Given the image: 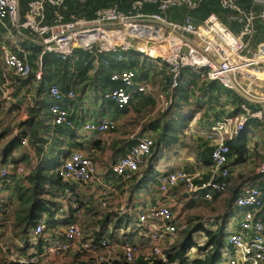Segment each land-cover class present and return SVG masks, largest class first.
Returning a JSON list of instances; mask_svg holds the SVG:
<instances>
[{
  "label": "built area",
  "instance_id": "built-area-1",
  "mask_svg": "<svg viewBox=\"0 0 264 264\" xmlns=\"http://www.w3.org/2000/svg\"><path fill=\"white\" fill-rule=\"evenodd\" d=\"M45 1L40 0L43 4ZM48 1L53 6L62 7L67 1L84 0ZM202 1H137L129 13H123L118 8H109L98 11L93 20L77 18L63 22L59 19L51 25H43L35 19L23 23L18 0H0V21L8 20L17 29H31L39 38L41 58L52 55L67 61L74 57L75 51L83 50L97 57L95 64L108 66L109 62H100L98 55L135 51L161 67L168 65L173 77L172 91L180 89L185 72L192 71L207 82H217L223 88L234 91L248 103L262 106L253 110L243 105L238 115H226L215 122L208 134V140L215 144L211 154V176L208 181L183 170L163 174L158 178V190L162 195L181 188L190 196L201 194L209 201L215 194H225L229 187L228 143L238 139L247 130L251 120L260 121L264 138V40L254 45L260 34L259 27L264 28V0H218L226 22L216 14H211L201 24H195L190 15H185L181 23L168 18L171 9L184 7L192 11L197 9ZM147 5L156 6L157 11L145 12ZM234 24L239 28L238 33L230 27ZM27 58L28 54L23 50L15 53L6 46L0 47L2 107H11L13 103V83L20 86L30 79L33 69ZM10 75L14 77V82L11 81ZM42 80L43 67L40 66L34 81L40 83ZM110 81L119 86L103 91L102 98L114 103L121 110L129 108L134 97L131 90L137 82V75L133 71H124L113 74ZM147 89V83L143 82L138 85L137 94H145ZM251 91H255V94ZM48 95L52 99L49 112L53 117V124L66 128L74 127L70 112L64 107V101H75L77 94L74 91L64 94L59 86L51 84ZM174 105L175 101L171 98L163 111ZM117 126L116 121L102 118L96 122L85 123L80 133L107 134L114 132ZM22 145H27V141L22 140ZM154 145L155 141L151 138L138 140L131 146L128 154L113 165V174L124 181L130 180L139 172L145 159L152 155ZM13 169L10 163L1 167L0 179L8 176ZM56 172L69 185L63 191V194L67 195L71 194L73 186L88 185L98 179L96 163L80 151L61 155ZM16 173L21 177L27 176L29 167L19 166ZM259 173L264 177V161L259 166ZM73 207L80 215L82 209L79 205ZM235 208L241 213L237 222L225 231L228 249L224 250L222 259L227 258V264H264V222L259 217V213L264 209L263 191L258 186L243 187L235 201ZM100 209L108 212L109 201L103 199ZM5 211L4 200L0 197V235ZM135 217L136 223L132 228L140 231L148 241L149 253L144 258L155 257L166 263V251L175 242L180 229L179 220L175 218L172 209L159 205ZM231 227L232 230L229 231ZM44 228L43 224L38 225L35 236L41 235ZM109 229L111 230V227ZM63 237L61 243L45 252V257H55L56 261L52 262L54 264L68 261L76 252L87 254L98 263L123 260L133 264L143 256V245L130 240H104L101 243L103 251L99 252L94 248L93 236L86 234L76 221L66 224ZM0 251H5L1 242Z\"/></svg>",
  "mask_w": 264,
  "mask_h": 264
},
{
  "label": "crops",
  "instance_id": "crops-1",
  "mask_svg": "<svg viewBox=\"0 0 264 264\" xmlns=\"http://www.w3.org/2000/svg\"><path fill=\"white\" fill-rule=\"evenodd\" d=\"M18 1L20 18L23 23L32 19L41 22L43 25H51L59 19L67 22V15L60 11V9H66L64 6H53L48 0L44 4L40 0ZM145 12L150 11L145 10ZM77 18L80 17L72 15L70 21ZM169 19L178 22L172 18ZM4 46L15 53L20 50L26 52L30 57L34 73L39 70L40 66L43 67L44 80L40 83H36L34 79L28 80L20 86L13 83L11 89L13 103L11 107L1 106L3 96L0 94V133L9 129L7 137L0 142V169L3 166V149L12 139L23 135V133H25L23 140L27 141V145H21L18 150L13 152L11 157L14 161H20L19 166H32L35 168L40 165L44 169L47 168V165L52 164V159L56 157V159L59 158L57 166L54 167V170H56L60 165L61 155L74 151H80L89 156L97 165L98 179L95 182L88 185L73 186L70 195L63 194L62 191L58 192L59 199L57 198L56 201L62 203L63 208L57 212L55 220L64 222L62 226H59L61 229L58 234H63L66 226L65 220L78 222L88 235L95 234L98 227L95 221H98L100 214L104 213L100 209V202L105 199L110 204L108 212L118 216L125 215L130 219L123 238L121 237V231H114L115 240L119 242L130 240L141 243L144 247L142 250L143 256L141 257H144L149 253L148 241L138 230L132 228L136 223L135 215L156 208L159 205H165L172 209L179 220L180 229L200 223L207 229L216 230L218 218L220 217L227 219V227L230 228L231 224L237 222L238 215L241 213L240 210L235 208V201L240 196L242 188L245 186L262 188L264 186V177L259 173V166L264 161V138L261 132V123L251 120L247 130L242 134L246 135L245 154L240 159L237 155L229 159V187L225 194H215L212 200L207 201L201 194L190 196L181 188L173 189L166 195L159 192L158 178L163 174L183 170L199 175L204 181H208L211 176V152L214 144L208 140V134L215 124V121L213 122L214 117L211 115V112L214 111L210 112L208 110L204 114V119L206 117L211 118L210 126L207 128L205 121L201 122L203 116L198 113L196 107L187 106L181 109V106L191 100L190 97L188 99L187 92L183 87L186 73L181 88L172 95L169 94V98L161 92L160 84L151 86L148 81L140 78L141 80L137 81L131 90L134 97L130 107L121 110L114 103L102 98L101 93L104 90L101 91L100 84L94 81L95 70L103 67V65L95 64L93 70L88 73L89 78L92 80L88 86H78L73 79L62 76L63 73L59 66L56 67L51 64L52 57H48V59L41 58L39 38L31 29H17L8 20L0 21V47ZM34 55H37L36 59H32ZM144 65L145 67L151 65L153 68L158 69L153 73L162 70L161 66L159 68L156 62L150 60H147V65L144 62ZM150 74L152 75V73ZM11 77L12 75H10ZM11 81H15L14 77ZM143 82L148 85L147 92L137 94V87ZM51 84H59L64 94L69 91H74L77 94L75 101L69 99L64 101V107L69 110L74 121L75 126L71 129L65 128L60 132L55 131V126L49 114L52 99L48 95V89ZM215 92L217 93V91L213 93ZM209 93L212 95L211 92ZM226 96L228 95H220L219 99H225L224 102H227ZM171 98L175 101V105L163 111L165 104ZM252 104L256 106L253 110L262 107L259 104ZM29 106L39 107L42 112L40 117L35 118L30 126L24 127L22 122L29 119L27 110ZM215 108L218 110H226L227 108L224 116L230 115L228 113L229 106ZM238 114L232 113L233 116ZM102 118L116 121L118 124L116 131L107 134L80 133L81 127L85 123L96 122ZM185 120L188 123L184 134H176L175 132L173 139L159 142L152 156L141 165V172L144 174L138 176L135 182L126 184L122 178L113 174V165L127 155L131 146L138 140L151 138L155 141L164 125H173L171 126L172 130L173 128L175 130L178 128L179 123ZM202 143L209 145L211 149L204 150L203 147L200 149ZM39 147L42 149L41 155L37 152ZM16 179L17 182L9 181L6 183V188L0 190V197L14 209L19 207L15 199L16 186L29 187L24 178L18 176ZM46 188L49 191L48 187ZM79 199L86 204V207L81 210L80 215H72L70 207L75 206V201H79ZM94 214H97V216H93ZM11 217L10 213L5 217V224L11 223ZM259 217L264 222V209L259 213ZM108 227L113 229L112 225ZM231 230L232 227L229 231ZM60 239L58 240L57 237L55 241L58 242ZM193 239L198 246H203L207 242V237L202 232H197ZM226 249L228 248L226 247ZM191 255L193 258H201L196 249L191 252Z\"/></svg>",
  "mask_w": 264,
  "mask_h": 264
},
{
  "label": "trees",
  "instance_id": "trees-1",
  "mask_svg": "<svg viewBox=\"0 0 264 264\" xmlns=\"http://www.w3.org/2000/svg\"><path fill=\"white\" fill-rule=\"evenodd\" d=\"M137 1H144V0H84L83 2L79 1H67L64 7L65 10L60 9L61 12L67 15L66 21L71 20V16L74 15L76 17L85 18L88 20H93L96 17V13L100 10L109 9V8H118L123 13H129ZM145 10L150 12H156L157 7L153 5H147ZM211 14H216L219 16L223 21L226 22L225 14L219 8L218 0H203L199 3L198 8L195 10H189L187 8H176L171 9L169 11L168 17L174 20H177L179 23L182 22V19L185 15H190L195 24H201L206 18H208ZM235 26L230 25L233 29ZM260 34L257 37V40H264V28L259 27ZM41 54V53H40ZM140 53L135 51L124 52V53H116V54H103L98 55V60L101 62L102 60H106L109 62L108 66H103L96 69L94 81L100 84L102 90L101 91H108L114 89L119 86L117 83H113L110 81V78L113 74H120L124 71H133L137 75V81L143 78L144 80L148 81L151 86H158L160 84L161 92L169 97V94H173L175 91H172V75L169 72L168 65L162 67V70L156 73L150 74V71H144V62L150 60L147 57H143ZM48 57H52L53 60L51 64L54 66H59V69L63 73V77H69L77 83L79 80H87L86 77L90 71L93 70L95 66L96 58L93 54L83 50L75 51V55L73 58L62 61L57 59L52 55L44 56L42 59H48ZM123 58L119 60V58ZM37 55H34L32 59H36ZM28 62L32 66L30 61V57L27 58ZM152 61V60H151ZM154 62V61H152ZM155 63V62H154ZM37 72V71H36ZM35 72V73H36ZM59 72V73H61ZM187 72V71H186ZM185 72V73H186ZM35 73L33 69V73L30 76L29 80L35 79ZM149 77V79H146ZM64 79V78H63ZM43 80H44V70H43ZM42 80V82H43ZM143 81V80H142ZM157 82V85H156ZM59 86V84H56ZM60 88V86H59ZM204 89L207 91V94L214 91L219 93L216 98L219 99L220 95L227 94L231 96L234 103H237L240 108V112L242 110V106L246 105L252 109H255L251 103L245 101L242 97H240L234 91L228 90L223 88L217 82H211L205 84ZM61 90V88H60ZM213 91V92H212ZM63 93V91L61 90ZM219 96V97H218ZM29 119L25 122H22L24 127H28L32 124L35 118H39L41 115L42 110L38 107L29 106L27 108ZM50 114V112H49ZM50 117H53L50 114ZM219 120V118H218ZM217 121V120H216ZM215 121V122H216ZM258 121V120H256ZM260 122V121H258ZM188 121H182L179 123L177 129L172 130L173 125H164L163 130L157 135L156 144L152 149V154L154 153L155 147L159 144V142H163L166 139H173L177 133L184 134L185 129L187 127ZM55 126V131L60 132L62 129H65L64 126ZM75 126V125H74ZM73 128V127H72ZM71 129V128H66ZM171 130V131H170ZM116 131V130H115ZM9 129H6L0 133V142L4 140L8 135ZM24 134L12 139L3 149L2 153V165L5 166L7 164H12L14 169L13 171L6 176L5 178L0 179V190L6 188V183L9 181L17 182L16 177L17 175L16 170L20 165V161H14L11 157L15 150H18L22 145V140L24 138ZM246 135H242V137L238 138L233 142H229V159L230 157L237 155L240 158L246 152V142H245ZM237 141V142H236ZM214 150V148H213ZM212 150V151H213ZM37 152L41 155L42 149L39 147L37 148ZM212 154V152H211ZM126 156V155H125ZM152 156V155H151ZM150 156V157H151ZM149 157V158H150ZM11 158V159H10ZM56 159H52L53 161ZM59 158L56 159V161ZM147 159H145L146 161ZM54 161V162H56ZM144 161V162H145ZM51 163V162H50ZM47 165V168L42 169L40 165L37 167L32 168L29 167V173L24 178L28 184V188L18 187L16 186L15 189V199L19 204L18 208H11L10 204L5 203V214L3 219V224L1 226V235H0V242L4 243V235L5 231L11 229L13 234L15 235V241L13 242V247L15 252L19 255L17 260L10 259V251L7 253H3L0 251V264H54L52 262L47 261L46 259L42 258L45 255V251L61 243L64 240L63 234H58L56 230L59 228V225H63L64 222L62 220H55L57 212L63 208L62 203L56 201L59 199L58 192L65 191L66 188L69 187L67 183H65L61 177L57 174L56 170H54L53 165ZM2 166V167H3ZM141 167V166H140ZM144 174L141 172V168L139 172L136 173L130 180L125 181L126 184H131L136 181L138 176ZM21 177V176H19ZM49 191H47V188ZM264 193V186L261 188L259 187ZM228 191V189H227ZM76 205H79L80 209H84L86 204L79 199L75 201ZM72 215H78V211L74 209V207H70ZM12 216L11 223L5 224V217L7 215ZM99 215V213H98ZM44 216H49V221ZM93 216H97L94 214ZM128 216H118L112 212H104L100 214V219L97 222L98 227L95 234H93L94 238V248L99 252L103 251V247L101 246L102 241H115V230L121 231L122 228L127 229V224L129 222ZM72 221L65 220V224H68ZM43 224L44 230L43 233L39 236H35V231L37 226ZM109 225L113 226L114 233L109 229ZM227 219L225 217L218 218L217 229L211 230L207 229L202 226L200 223L188 225L185 228L179 229L177 233V237L175 242L167 249L166 256L167 262L163 263L158 258H150L145 259L144 257L138 258L135 263L133 264H221V259L223 256V252L227 247L225 241V231L227 229ZM197 232H202L207 237V242L203 246H198L194 243L193 236ZM60 241L56 242V238ZM6 240V239H5ZM3 241V242H2ZM21 241L22 244L17 243ZM4 245V244H3ZM46 246V247H45ZM5 247V246H4ZM46 248V250H45ZM196 249L197 252L200 254L201 258H193L191 255V250ZM33 251V252H31ZM31 252V253H30ZM35 260L36 262H29ZM28 261V262H23ZM61 264H129L123 260H116V261H104L98 263V261L89 258L87 254L76 252L74 253L71 258Z\"/></svg>",
  "mask_w": 264,
  "mask_h": 264
},
{
  "label": "rangeland",
  "instance_id": "rangeland-1",
  "mask_svg": "<svg viewBox=\"0 0 264 264\" xmlns=\"http://www.w3.org/2000/svg\"><path fill=\"white\" fill-rule=\"evenodd\" d=\"M233 30L236 33H238V31H239L238 26L235 25L234 28H233ZM259 41L260 40H257L254 43V45L257 44ZM143 57L144 56H142V58ZM146 65H147V62H146ZM154 66H156V65H154ZM159 68H160V66H159ZM37 70H38V68H37ZM144 71H150V73H153V71H158V69L155 68V67L153 68V66H151V65L150 66L147 65L146 67H144ZM86 79L87 80H79L78 79L77 85L78 86H81V87L84 86V85H87L88 86L89 83H90V81H92V80L89 78L88 75H87ZM146 79H149V77H147ZM208 83H211V82H207L203 77H200L199 75H196L192 71H187L186 72V76H185V81L183 83V87H184V89L187 92L188 99L190 97L191 100L190 101L188 100L187 103H185L183 106H181V109H182V107L185 108L187 106L188 107H190V106L196 107L197 110H198V113H201L202 116H203L201 122L203 123V120H204L205 121V126L207 128H209V126H210V123H211L210 120H211V118L210 117H206L204 119V117H205L204 114L208 110H210V112L211 111H214V112H211L212 113L211 114L212 117H214V120L212 119L213 122L216 121L218 118L225 117L224 116L225 115L224 113H225V111H227V108H226V110H218L215 107H223L224 108L225 106H229L230 108H229V112L228 113H230V115H232V113L233 114L240 113L239 105H237V103H234V101L232 100L231 96H226L227 102H224L225 99H223V100L218 99L217 100L216 96L218 94L216 92L215 93H212V95H210V93L207 94V91L204 89V87H205V84H208ZM156 84H157V82H156ZM251 92L253 94H255V91H251ZM214 105H215V107H213ZM166 109H167V107H166ZM201 147H203L204 150L211 149V147H209V145L207 146L205 143H202L201 144L200 149H201ZM54 161H56V159ZM54 161H53V164L52 165H53V167H56L57 166V163H58V160L56 162H54ZM45 217H46L47 221H49V216H45ZM175 218H176V216H175ZM59 226H61V225H59ZM60 229L61 228H58L56 231L59 232ZM121 232H122V234H121L122 236L121 237L123 238L124 237V234L126 232V229L125 228H122ZM14 238H15V235L13 234V232H12L11 229H8V230L5 231L4 240H3L4 241V243H3L4 245L2 244L3 247L5 246L4 247V250L5 251H3V253H7L8 251H10V254H9L10 259L17 260L19 258V255L17 254V252H15V249L13 247V242L15 241ZM17 243L22 244L21 241H18ZM45 250H46V248H45ZM48 250L49 249H47L45 252H47ZM193 251H195V249H192L191 250V252H193ZM31 252H33V251H31ZM43 257H44V259L46 258V260L49 261V262L56 261L55 257H52V256L49 257V258L48 257H45V256H43ZM221 262H222V264H227L228 259L227 258H223V259H221Z\"/></svg>",
  "mask_w": 264,
  "mask_h": 264
},
{
  "label": "bare ground",
  "instance_id": "bare-ground-1",
  "mask_svg": "<svg viewBox=\"0 0 264 264\" xmlns=\"http://www.w3.org/2000/svg\"><path fill=\"white\" fill-rule=\"evenodd\" d=\"M254 78H256V76L253 75Z\"/></svg>",
  "mask_w": 264,
  "mask_h": 264
}]
</instances>
